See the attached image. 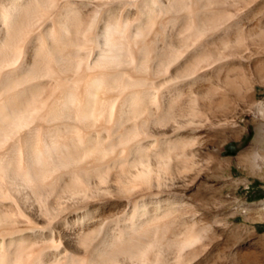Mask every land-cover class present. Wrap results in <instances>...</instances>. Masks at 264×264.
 I'll return each mask as SVG.
<instances>
[{
	"label": "bare ground",
	"instance_id": "1",
	"mask_svg": "<svg viewBox=\"0 0 264 264\" xmlns=\"http://www.w3.org/2000/svg\"><path fill=\"white\" fill-rule=\"evenodd\" d=\"M207 1L0 0V264H189L205 250L206 229L194 222L171 239L176 219L159 215L164 204L133 194L184 187L182 171L196 165L178 152L195 145L179 136L195 122H179L156 84L142 86L151 74L136 71L210 69L207 36L219 31L242 46L253 31L221 12L241 17L260 0ZM179 22V36L168 43V25ZM208 72L209 81L237 88L229 67ZM175 80L164 85L173 90ZM199 98L190 114L217 120ZM255 105L263 117L264 102ZM180 160L186 164L176 176ZM123 201L133 203L129 216Z\"/></svg>",
	"mask_w": 264,
	"mask_h": 264
},
{
	"label": "rangeland",
	"instance_id": "2",
	"mask_svg": "<svg viewBox=\"0 0 264 264\" xmlns=\"http://www.w3.org/2000/svg\"><path fill=\"white\" fill-rule=\"evenodd\" d=\"M208 2L212 1L208 0ZM203 3L206 2L203 1ZM258 4L245 8L246 14L241 17H237L236 11L232 9L230 11L233 15L231 14L230 17L223 12L221 13L224 17L221 14L217 16V19L223 17V20L230 21V24L239 22L242 27L253 28V31L243 37L242 46L236 45V37L224 36L219 31L215 32L216 34L212 33L215 38H212V34L207 36V41L212 46L208 55L211 59L213 58V61L215 59L210 69L209 66L197 67L199 69L197 71L196 65L200 66V64H193L192 69L188 66L186 70H183L185 67L177 65V67L172 66L169 69L170 76H166V74L164 76L156 68H151L148 71H136L146 76L151 74L150 79L152 80H148L149 85L146 80V83L142 81V86L150 87L156 84V91H162L163 98L171 100L167 101V105L170 106L167 108L173 112L172 114L179 122H188L190 119L195 122V125L182 127L179 135L182 140L193 139L195 145L185 149L181 148L178 152L180 155L182 153L188 154L187 156L193 155L196 165L181 173L178 170H183L185 161H175L174 164L175 175H179V173L186 175L188 184L184 187L165 188L159 194H156V190H138L139 192L136 190L133 194L134 196L139 195L135 198L144 197L145 201L154 207L158 205V202L164 204L163 209L165 210H161L159 215L166 211L169 212L170 217L176 219L172 225L174 227L176 224V226L174 228L169 226L174 236L169 230L167 231L171 236L165 231L171 239L194 222L200 229H206V248L197 254L198 256L194 257L195 259L193 258L189 264H264V129L260 130V126L264 124V116L262 117L258 113L255 105L264 102V66H257V59L261 54H264V0H260ZM172 14L173 11L169 12V15ZM130 15L133 17L135 12L132 10ZM225 15L228 16L227 19ZM208 17L210 16L199 19L204 21ZM183 25L182 22L177 23L174 28L172 25H168L166 33V38L170 39L168 43L171 39L179 36L178 31ZM217 65L230 68L229 77L236 81L237 88L222 87L217 81L211 82L205 78L204 73L208 70L209 74L218 71L220 66ZM188 70L189 72H186ZM193 71L195 72L193 76L195 74L197 76L194 78L192 76V79L188 74ZM147 73L149 74L147 75ZM183 73L190 78L184 77ZM174 77L178 80V85L175 83L174 87L176 86V88L169 90V87L165 85L171 80L176 81ZM183 78L187 82L189 79L196 80H194L195 82L190 80L189 88ZM177 87L180 91L177 90ZM221 87L225 90L223 91ZM173 91L176 92L173 93ZM192 92L193 95L189 96L188 94ZM248 94L253 95L252 102L249 101ZM195 95L200 97L198 106L201 110L209 108L210 114L217 120L207 122L204 114L198 116L190 114V103ZM187 96L192 97L188 98ZM222 102L224 106L220 104ZM151 109L155 111V107ZM185 118L186 120H184ZM131 168L130 171H134L135 167ZM123 178H126L125 175H122ZM75 185L77 184L74 183L71 186L76 189L81 188V186ZM123 203L127 208V216H129L133 209V203L125 201ZM83 211L79 210L78 212L81 215L84 212L86 214V210ZM166 212L164 214L168 215ZM242 252H248L249 255L250 253L258 254L259 260L257 263H253L252 259L248 257L244 261L240 256ZM170 255L167 260H173V255Z\"/></svg>",
	"mask_w": 264,
	"mask_h": 264
}]
</instances>
